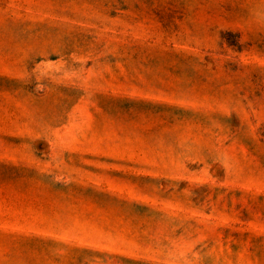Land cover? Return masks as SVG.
I'll use <instances>...</instances> for the list:
<instances>
[{
    "label": "rangeland",
    "instance_id": "obj_1",
    "mask_svg": "<svg viewBox=\"0 0 264 264\" xmlns=\"http://www.w3.org/2000/svg\"><path fill=\"white\" fill-rule=\"evenodd\" d=\"M0 264H264V0H0Z\"/></svg>",
    "mask_w": 264,
    "mask_h": 264
}]
</instances>
